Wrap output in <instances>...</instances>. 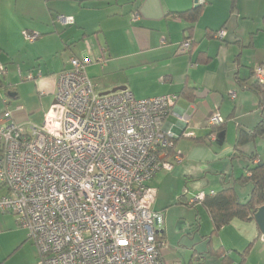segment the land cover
Wrapping results in <instances>:
<instances>
[{
  "label": "crops",
  "instance_id": "crops-1",
  "mask_svg": "<svg viewBox=\"0 0 264 264\" xmlns=\"http://www.w3.org/2000/svg\"><path fill=\"white\" fill-rule=\"evenodd\" d=\"M8 1L12 9L4 13L2 5ZM193 7L194 0H0V61L7 65L1 79L8 86L0 90L15 122L40 124L54 102L58 73L69 67L71 57H89L86 70L98 93L123 86L139 99L176 95L167 126L176 133L181 127L192 130L196 137L177 139L181 161L147 183L155 192L152 209L163 212L159 235L164 263L264 264V241L253 221L233 220L214 234L208 210L189 198L195 192L230 186L224 184L227 173L209 180L195 171L225 156L236 158L241 152L234 148L239 129H252L264 114L250 89L252 70L264 60V0H205L189 28L183 14ZM235 12L236 24L226 28L228 15ZM57 15L73 21L64 25ZM238 20L244 23L245 34L239 32ZM220 28L224 35L215 38ZM25 31L37 33L36 40L29 43ZM186 38L191 48L180 54L178 45ZM102 49L105 63L97 60ZM250 49L252 59H244V51ZM28 69L34 71L35 82L20 84L16 71L24 78ZM183 89L192 90V100L181 96ZM215 111L222 122L209 141L206 122ZM182 113L189 116L188 126L180 120ZM222 130L224 135L219 136L217 131ZM239 173L232 168L229 183ZM177 180H184L183 185L178 186ZM233 187L239 199L250 194L248 187L242 189V196ZM181 189L188 193L178 196ZM0 190V195L5 193L4 187ZM178 210L182 212L177 214ZM15 225L13 214L0 212V238H7L0 244V264L11 262L27 241L19 236L12 242L11 234L18 232Z\"/></svg>",
  "mask_w": 264,
  "mask_h": 264
},
{
  "label": "built area",
  "instance_id": "built-area-1",
  "mask_svg": "<svg viewBox=\"0 0 264 264\" xmlns=\"http://www.w3.org/2000/svg\"><path fill=\"white\" fill-rule=\"evenodd\" d=\"M205 0H194L203 5ZM64 25L72 17L58 15ZM32 43L37 33H23ZM222 29L215 38H222ZM185 39L177 52L185 54ZM105 51L98 61L105 63ZM89 57H71L57 75L54 102L40 124H19L3 98L0 111V212L13 214L39 251L38 264H165L163 212L152 209L147 183L181 161L180 137L195 132L167 126L176 95L136 98L128 89L98 93ZM5 69L0 66V72ZM264 84V60L252 70ZM25 79L34 80L30 72ZM182 124L189 116L182 113ZM218 111L207 118L220 125ZM213 133L209 134V141ZM197 193L192 202L204 199Z\"/></svg>",
  "mask_w": 264,
  "mask_h": 264
},
{
  "label": "trees",
  "instance_id": "trees-1",
  "mask_svg": "<svg viewBox=\"0 0 264 264\" xmlns=\"http://www.w3.org/2000/svg\"><path fill=\"white\" fill-rule=\"evenodd\" d=\"M202 8L203 5H196L191 10L184 12L183 15L188 18L189 28L192 27L193 23H195L198 16L201 14ZM178 17L180 18V16ZM2 85L3 82L0 78V88ZM3 86L8 89L7 85ZM250 89L257 94L259 107L264 108V84H260L254 78ZM180 94L181 96L192 100V90L183 89ZM220 127L218 128L220 129ZM216 129L217 128L213 127L209 132L212 133ZM259 135L264 137V114H262L260 120L252 129H239L234 148L236 151H241L243 143H247ZM251 159L253 164L246 168L241 175H238V177L235 178V180L240 183H250L251 190L246 200L238 198L236 190L232 185L223 187L222 189L215 191L213 194L206 193L202 200L201 203L208 210L211 217L213 225L212 233H217L222 226L229 224L233 220L244 222L253 221L255 223L253 214L257 207L264 204V161H258L255 154H252ZM255 160L257 161L255 162ZM0 186L2 185L0 184ZM259 234H261L260 231ZM161 237L159 235L157 238L161 240Z\"/></svg>",
  "mask_w": 264,
  "mask_h": 264
},
{
  "label": "rangeland",
  "instance_id": "rangeland-1",
  "mask_svg": "<svg viewBox=\"0 0 264 264\" xmlns=\"http://www.w3.org/2000/svg\"><path fill=\"white\" fill-rule=\"evenodd\" d=\"M9 1L8 2H4V4L2 5V10L3 12H10V10L12 8H10L9 6ZM243 3V2H242ZM19 8V7H18ZM236 12L230 16V14L228 15V19H227V23H226V28H230L232 29L234 24H236ZM240 19H242V16L240 17ZM239 21V20H238ZM238 30L240 33H244L245 34V29H244V23L242 22H238ZM14 48H17V43L14 42ZM252 55H253V50L250 49L249 52L248 51H244V55L243 58L244 59H252ZM38 61V59H36ZM0 64L2 67H7V65H5L4 63H2L0 61ZM17 66V64H16ZM32 69V68H31ZM7 70V69H6ZM33 70L28 69L27 70V74H29L30 72H32ZM34 72V71H33ZM32 72V73H33ZM16 74L18 76L19 82L20 84H25V83H34L35 81H24L25 79L22 76L20 72L16 71ZM26 74V75H27ZM34 74V73H33ZM2 72H0V78H3ZM25 76V75H24ZM31 85V84H28ZM24 88V87H23ZM3 98V94L2 91L0 90V102H1V106H3V102L2 99ZM10 107V105L8 106ZM214 133V132H213ZM217 134L219 136H223L224 135V131H217ZM252 154H255L257 156V158L260 161H264V137L263 136H256L254 139L250 140L247 143H243V145L241 146V152L238 153V156L236 158H230L228 156H225L224 160H216L214 163H209V165H202L199 166V169L196 170L195 172L199 171L198 174L199 176H202L204 173L206 175V177L211 180L216 178L217 180L219 179V177H224L223 174L227 173V176H225L223 179L225 181L224 184H230L232 186H235L236 188H238L239 190V195L242 196V189H244L245 187H248V189H251V185L250 183H240L238 181H233L229 183L228 178L231 175V170L232 168H235V170L239 172L240 170V175L245 171L246 168H248L249 166H251L253 164V161L251 159ZM219 164V165H217ZM194 166V165H192ZM196 166V165H195ZM233 166V167H232ZM180 168H182V166H180ZM218 168H220L219 172H223L221 175L219 172H216L215 170H218ZM205 170V171H203ZM189 172V170H188ZM194 180V179H193ZM196 180V179H195ZM194 180V181H195ZM184 183V180L182 182V180H177V185L178 186H182ZM195 184H193L194 186ZM227 185H224V187H226ZM183 188V187H182ZM2 189V187L0 188ZM165 188H162V191H164ZM181 189V191H178L176 194L179 196L182 192L187 194L188 193V189ZM3 190H0V192H2ZM197 192L193 193L189 198H193L196 195ZM195 194V195H194ZM241 198V197H240ZM241 200H246V199H241ZM189 201V199H188ZM175 205V202L172 201ZM178 213H181L182 210H178ZM192 215V213H191ZM12 219H14V217L11 215ZM179 228H181V226L183 225L182 223L177 224ZM16 229H17V233L16 235L11 234V240L13 243H16L19 236L20 237H25V239H27V241L22 244V246L15 252L16 257L9 262L8 264H38V260H39V251L37 249V247L33 244V241L29 238V233L28 230H26L25 228L19 227L18 225H15ZM7 238L6 237H1L0 238V244H4L6 242ZM31 258V261H30Z\"/></svg>",
  "mask_w": 264,
  "mask_h": 264
},
{
  "label": "water",
  "instance_id": "water-1",
  "mask_svg": "<svg viewBox=\"0 0 264 264\" xmlns=\"http://www.w3.org/2000/svg\"><path fill=\"white\" fill-rule=\"evenodd\" d=\"M195 6V5H194ZM125 87L123 86H120V87H115L113 89H111L110 91L108 92H103L101 94H107L109 92H114V91H117V90H122L124 89ZM14 95L13 94H10V97H13ZM253 217H254V221L261 233V236H262V239L264 241V204H262L261 206L257 207L254 214H253Z\"/></svg>",
  "mask_w": 264,
  "mask_h": 264
},
{
  "label": "bare ground",
  "instance_id": "bare-ground-1",
  "mask_svg": "<svg viewBox=\"0 0 264 264\" xmlns=\"http://www.w3.org/2000/svg\"><path fill=\"white\" fill-rule=\"evenodd\" d=\"M159 233H160V232H159ZM157 236H159V234H158Z\"/></svg>",
  "mask_w": 264,
  "mask_h": 264
}]
</instances>
